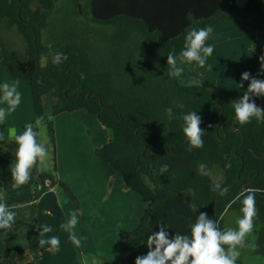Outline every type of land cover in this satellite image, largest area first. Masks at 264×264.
I'll use <instances>...</instances> for the list:
<instances>
[{
	"label": "trees",
	"instance_id": "16d2710c",
	"mask_svg": "<svg viewBox=\"0 0 264 264\" xmlns=\"http://www.w3.org/2000/svg\"><path fill=\"white\" fill-rule=\"evenodd\" d=\"M56 1L0 0V65L10 82L29 85L32 125L44 116L41 124L46 123L53 159L51 173L42 172L38 163L29 183L13 188L10 168L17 145L12 139L0 140V189L59 184L53 117L86 109L110 134L96 155L149 204L137 228L121 230L124 245L110 264H135L136 257L147 254V236L162 224L169 225L170 238L189 233L199 212L223 230L225 212L232 208L241 212L243 197H236L245 185L261 190L255 193L253 252L264 256V120L239 124L233 103L242 96L226 98L202 85H183L178 77L169 76L167 65L168 53L179 56L190 29L215 28L249 17L259 40L253 75L258 79L259 57L264 54V0H89V21L96 26L79 33L77 28L74 39L45 45L43 32ZM11 35L23 41L22 49L13 47ZM57 52L67 56L59 65L51 62V54ZM48 95L54 100L50 114ZM252 99L264 107V96ZM168 108L173 109L172 118ZM190 112L201 117L205 130L203 147L191 150L182 130V117ZM35 130L39 132V127ZM165 165L167 171L161 173ZM216 169L221 172L219 182L213 179ZM216 183L228 189L225 195L212 190ZM36 211L34 205L29 250L5 247L0 240V264H39Z\"/></svg>",
	"mask_w": 264,
	"mask_h": 264
},
{
	"label": "crops",
	"instance_id": "0c3cea01",
	"mask_svg": "<svg viewBox=\"0 0 264 264\" xmlns=\"http://www.w3.org/2000/svg\"><path fill=\"white\" fill-rule=\"evenodd\" d=\"M254 31L255 26L249 17L234 18L213 28L205 42L206 46H213L212 55L207 58L203 68L198 67L195 62L186 66L185 63H180L179 67L183 68L180 82L183 85L197 83L226 98L241 97L249 85V81L241 80V74L247 71L253 77L256 69L258 41ZM258 79L264 80V71L260 70ZM5 82L15 84L19 92L23 89L24 93H27L21 83L10 82L5 70L0 66V89ZM241 83L243 88L239 87ZM51 106L52 104L47 105L48 114L51 113ZM0 107L7 108L2 97ZM21 107L20 103L16 110ZM23 110L22 119L17 117L13 120V111L6 113L5 119L0 121V140L11 139L9 129L15 128L17 134H20L23 127L33 123L34 107L31 110L28 102L26 104L24 102ZM5 120L9 121L7 125ZM53 120L56 130L57 178L60 183L53 187L27 186L9 192L0 189V203H5L9 210L16 213L13 227L7 230L0 229V240L5 247L29 250L28 224L32 221L35 205L37 210L35 236L39 249V264H110L124 245L120 236L121 230L137 228L149 204L138 192L125 186L119 172L113 166L96 155V150L108 143L110 134L94 114L86 109H77L60 113L54 116ZM39 129L44 133L43 140L48 150V156L39 163V168L42 172L51 173L53 164L46 123L40 124ZM85 149L93 155L95 163L100 168L97 172L99 179L96 182L91 180L93 177L87 179L95 173L85 175L84 179L77 178L76 164L83 162L80 157L84 156ZM59 185H63L67 194L55 192L61 190ZM44 190H49L45 196ZM60 194L69 197L67 207L70 211L65 209ZM52 196H55L53 197L55 206L51 207H55L54 212L47 210ZM70 200L78 205L76 211L78 223L73 231L81 241L79 247L69 239V233L61 228L74 212ZM103 201L109 206L105 211L101 210L102 207L91 206L94 202L101 205ZM15 205L23 207H14ZM45 225L50 226L53 231L41 237L40 230ZM51 236L59 238L58 249L50 250L47 244L40 248L38 241Z\"/></svg>",
	"mask_w": 264,
	"mask_h": 264
},
{
	"label": "clouds",
	"instance_id": "9594fccd",
	"mask_svg": "<svg viewBox=\"0 0 264 264\" xmlns=\"http://www.w3.org/2000/svg\"><path fill=\"white\" fill-rule=\"evenodd\" d=\"M212 31V26H207L192 28L187 32L184 48L179 56L174 52H169L167 55L170 77H179L182 74L183 68L178 66V61L181 64L195 62L201 68L205 66L207 58L214 51L212 45L206 46L205 43ZM51 47L49 45V48ZM51 56V62L55 65L62 64L67 60V56L63 53L57 52ZM45 59L47 60V57ZM259 60L261 70L264 71V55H261ZM241 80L249 81V85L242 97L233 103L236 121L243 125L250 123L253 118L264 120V109L258 107L252 99V97L264 96V80L251 77L247 71L241 74ZM239 87L243 88V84H239ZM0 90H2V100L7 105V108L0 107V121H3L6 113L15 111L21 103V93L15 84L7 82L2 85ZM180 106L182 107V105ZM166 113L169 118L174 115L172 108L166 109ZM182 119L184 122L182 130L187 138L189 150L203 147L205 130L200 127L201 117L196 112H190L184 115ZM43 120L44 116L38 117L35 125H26L20 134H17L15 128L8 130L9 137L17 145L15 162L10 168L13 188L29 183L32 178V169L48 156L46 145L38 140L40 133L35 130ZM201 168L203 169L204 166L201 165ZM160 171L161 173L166 172L167 166L162 167ZM212 190L217 191L221 196L228 191L226 187L222 188L220 183L214 184ZM192 191L189 189V192ZM259 191L261 190L247 188L236 197V199L243 197L241 208L243 216L236 220V228L227 227L221 230L218 222L209 219L207 214L203 212H199L195 221L189 224V233L187 234L176 233L170 238L169 225H160L158 231L147 236V254L136 257L135 264H237L240 256L238 248L244 245L246 237L252 234L254 230V218L257 215L255 193ZM14 207H23V205H15ZM189 207L193 213H198L195 204H190ZM15 222L16 213L9 210L5 203H0V229H11ZM77 223V215L73 212L70 219L62 224L61 228L69 233V239L75 246L79 247L81 241L73 231ZM52 231L50 226L45 225L40 230V235L44 237ZM38 243L40 248H44L47 244L50 246V250H56L60 240L57 236H51L47 239L41 238Z\"/></svg>",
	"mask_w": 264,
	"mask_h": 264
},
{
	"label": "rangeland",
	"instance_id": "374dc122",
	"mask_svg": "<svg viewBox=\"0 0 264 264\" xmlns=\"http://www.w3.org/2000/svg\"><path fill=\"white\" fill-rule=\"evenodd\" d=\"M88 1L89 0H57L55 7H54V10L49 17V25L46 28V30L43 32L44 44L48 45L50 43L58 42L61 40L67 41V40H70L71 38L74 39L76 37V36L74 37V32L76 33L77 28H78L77 32L79 33V29H81V32H83V31H86V27L96 26L94 23L89 21L90 15H89V9L87 7ZM81 32H80V34H81ZM254 34L256 35L255 31H254ZM10 39H11V43H12L13 47L20 50L24 46L23 41L19 37L11 35ZM257 41H258V47H259L258 37H257ZM257 59H258V50H257ZM186 64H188V63H185L184 66H186ZM256 67H257V63H256ZM260 68H261V65H260ZM178 78L180 81L181 80L180 76ZM21 84L24 88H26L27 93H24L25 90L20 89L22 107L19 108V110L15 109V111H13V120H15L17 117L22 119L23 114H24V110H23L24 102H25V104L28 102V105H29L31 110L33 108V96H32L31 89H30L28 84H26V83H21ZM191 85H198V84L192 83ZM1 97H2V91L0 90V98ZM45 100H46V105H50L54 102L53 97L51 95H48ZM262 109H264V108H262ZM6 121L7 120H5L4 122L7 125L9 123V121H7V122ZM39 133H40V135L38 137L39 141L42 143H45L43 140V138H44L43 131H40V129H39ZM48 141H47V143H48ZM48 144H49V147H51L50 142ZM83 153H84V156L82 155L80 157L81 160H83V162L76 164L77 178L78 179H84L85 175L88 176V174L95 173L94 176H88L87 179L93 177V178H91V180L96 182L99 179V178L97 179V177H98L97 172L100 170V168H98V165L95 163V161L92 157L93 155L90 152H88L85 149L83 151ZM51 157H52V148H51ZM52 164H53V162H52ZM108 164L111 165L110 163H108ZM52 171H53V167H52ZM101 175L103 177L104 173ZM213 179L215 182H219L221 180L220 170L216 169L214 171ZM60 185H59V187L61 188L62 191L57 190L55 192H61L63 194L64 193L67 194L63 185L62 186H60ZM48 191L49 190L43 191V192H46V193H44V196L49 193ZM63 194H60L61 195L60 200L63 203V205L66 206L65 209L67 208V211H70V209H68L69 202H67L69 197L67 196L68 197L67 198ZM55 196H52V201L50 203V206H47V207H49V208H47V210L54 212L55 207L54 208H51V207L55 206L54 202H53ZM71 202L73 203L72 205L74 206V212L77 213L76 211H78V205H76L73 201H71ZM103 202H101V205H98V203L94 202V204L91 203V206L94 205L95 207H102L101 210L105 211L106 208L109 206L106 205L105 202L104 203ZM94 210H96V208H94ZM53 216H55V215H53ZM242 216L243 215L239 209L232 208V209L227 210L225 212L223 223H222L223 229H225L227 227L236 228L237 227L236 220ZM254 230H255V228H254ZM254 230H253L252 234H250L246 237L244 245L242 247L238 248V251L240 252V256H239L237 261H240L242 264H264V256L255 255L253 252V249H254L255 243H256V238H257Z\"/></svg>",
	"mask_w": 264,
	"mask_h": 264
},
{
	"label": "water",
	"instance_id": "95a60500",
	"mask_svg": "<svg viewBox=\"0 0 264 264\" xmlns=\"http://www.w3.org/2000/svg\"><path fill=\"white\" fill-rule=\"evenodd\" d=\"M262 106H263V105L261 104V107H262ZM245 189H247V186H246V185L244 186V190H245Z\"/></svg>",
	"mask_w": 264,
	"mask_h": 264
}]
</instances>
